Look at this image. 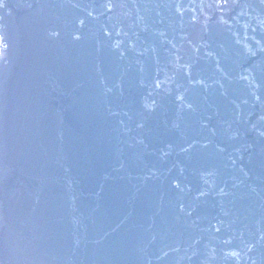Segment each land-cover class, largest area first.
Returning a JSON list of instances; mask_svg holds the SVG:
<instances>
[{
	"label": "water",
	"instance_id": "obj_1",
	"mask_svg": "<svg viewBox=\"0 0 264 264\" xmlns=\"http://www.w3.org/2000/svg\"><path fill=\"white\" fill-rule=\"evenodd\" d=\"M0 264H264V0H0Z\"/></svg>",
	"mask_w": 264,
	"mask_h": 264
}]
</instances>
